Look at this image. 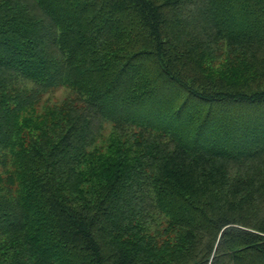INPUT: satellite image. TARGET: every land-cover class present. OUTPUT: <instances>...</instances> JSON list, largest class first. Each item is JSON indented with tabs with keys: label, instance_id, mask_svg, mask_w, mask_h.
<instances>
[{
	"label": "trees",
	"instance_id": "16d2710c",
	"mask_svg": "<svg viewBox=\"0 0 264 264\" xmlns=\"http://www.w3.org/2000/svg\"><path fill=\"white\" fill-rule=\"evenodd\" d=\"M262 51L264 0H0V264H264Z\"/></svg>",
	"mask_w": 264,
	"mask_h": 264
},
{
	"label": "rangeland",
	"instance_id": "374dc122",
	"mask_svg": "<svg viewBox=\"0 0 264 264\" xmlns=\"http://www.w3.org/2000/svg\"><path fill=\"white\" fill-rule=\"evenodd\" d=\"M261 54H262L261 57L263 58L264 57V51H262ZM224 62H225L224 58L222 60L215 61L212 64V67L215 69V71H217L220 67L223 66ZM68 92L69 91L66 90L65 88L57 89V90L53 91L52 93L48 94L46 97L47 99H45V101L47 103H49V105L60 103L62 100H64L66 98V96L68 95ZM108 133H109V130H106L104 133L105 137L108 135Z\"/></svg>",
	"mask_w": 264,
	"mask_h": 264
}]
</instances>
